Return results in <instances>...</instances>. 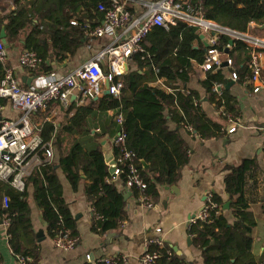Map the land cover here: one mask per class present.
Returning a JSON list of instances; mask_svg holds the SVG:
<instances>
[{
  "label": "trees",
  "instance_id": "obj_1",
  "mask_svg": "<svg viewBox=\"0 0 264 264\" xmlns=\"http://www.w3.org/2000/svg\"><path fill=\"white\" fill-rule=\"evenodd\" d=\"M108 3L109 0H0V33L4 28L7 44L22 41L25 50L37 52L42 62L31 70L33 75L50 74L54 70L53 61L64 63L85 44L86 31L99 25L104 17L98 6ZM197 5L207 19L239 32L255 33L254 25L264 23V0H199ZM218 43L221 50L231 45L226 56L237 68L235 81H249L250 48L228 35H221ZM140 46L141 50L131 56L135 67L129 66L122 77L124 86L118 96L102 94L96 99L88 98V104L76 106L59 127L51 121L38 127L43 142H51L56 156L53 151L50 161L43 162L26 177L24 191L0 181V219H9L6 226L9 246L14 255L29 258L30 264H36L39 258L27 202L30 186L47 235L53 238L65 231L71 237L78 236L58 170L73 190L83 183V194L92 209L91 229L103 233L119 227L126 218L122 193L112 181L104 153L96 141L100 134L90 132L97 113L111 110L115 123L117 115H121L122 121L117 125L124 134V143L113 145L114 158L121 156L122 150L131 153L145 184L143 189L132 187L131 193L137 200L142 196L152 205L158 201V186L175 184L188 163L189 147L180 129L190 126L203 139L225 135L226 125L210 120L201 107L199 94L185 85L207 55L199 30L183 22L167 30L153 27ZM230 71L229 66H213L204 72L200 83L207 100L230 114L222 118L237 120L241 116L238 101L226 88ZM3 76L4 64L0 61V81ZM158 79L167 86L155 84ZM2 102L0 98V105ZM168 121L177 127L171 129ZM262 152L264 157V146ZM140 160L148 168H143ZM254 165V159H244L237 165L226 166L227 200L211 193L203 207L204 219L195 218L191 222L188 233L193 244L200 248L204 264H263L252 252L256 221L245 196L246 177ZM118 167L122 172L117 176L125 182L127 165L119 163ZM3 196L7 198L6 206L2 204ZM260 202L263 206L264 191ZM225 203L232 222L224 215ZM159 252L158 264H186L169 256L163 248ZM96 264L106 263L101 260Z\"/></svg>",
  "mask_w": 264,
  "mask_h": 264
},
{
  "label": "crops",
  "instance_id": "obj_2",
  "mask_svg": "<svg viewBox=\"0 0 264 264\" xmlns=\"http://www.w3.org/2000/svg\"><path fill=\"white\" fill-rule=\"evenodd\" d=\"M255 26H257L256 32L251 33L264 39V23L254 25V28ZM87 38L85 44L77 49L70 59L62 64L53 61V72L36 76L21 67L18 62L20 53L25 50L23 42L7 44L6 40L2 41L6 51L4 66L12 71L17 82L23 87L34 83L37 77L64 76L97 54L110 41V36ZM200 39L204 44V38ZM260 60L263 68L259 81L252 82L249 79V81L237 83L231 78L229 84L226 85L230 94L237 99L241 110L239 125L235 131L226 132L224 136L218 138L203 139L194 132L190 133L186 129H180L189 147V159L181 169L179 179L173 185L158 186V201L151 207H144L130 192V196L124 200L126 218L119 227L103 233L91 229L92 209L83 194V183L80 182L77 189L73 190L64 174L58 170L63 196L76 221L78 241L70 250L56 248L52 243V238L46 233L45 222L35 205L30 186L27 202L31 211L33 229L35 234L39 229L43 230V239L37 241L39 258L36 264H96L105 258H116L119 264H141L145 241L149 238H161V248L165 249L169 256H175L186 264H204L200 248L193 244V239L188 233L189 226L201 213L209 194L214 193L223 200H227L224 190L225 168L237 165L244 159L255 161V168L246 177L245 196L249 203V210L256 221L252 230V252L264 264V205L262 206L260 202L264 191L262 152L264 146V51L261 53ZM100 65L103 71L105 69L107 71L106 60H101ZM129 66L135 67L131 57L127 60L126 72ZM195 72V76L185 85L199 94L201 107L206 116L227 127L228 124L222 118L223 115L218 113L214 103L207 100L206 90L200 83L204 78V72L198 66L195 67ZM155 84L167 86L161 79H158ZM255 87H257L256 91ZM104 90L105 83H103L102 94ZM71 104H74L72 108L69 107ZM82 104H88V98L84 97L78 89H74L67 105L64 106L61 102L52 100L45 108L36 111L37 113L31 116V120L37 128L44 121H51L59 127L74 113L75 107ZM20 115V109L16 108L10 100L3 99L0 105V120H14ZM92 123L90 132L100 134L96 141L101 146L104 157L110 155L109 159L114 162L113 164L106 162L108 171L123 196V192L129 189L124 181L110 172V168L116 165L113 145L120 131L114 121L113 112L108 110L104 113H97ZM168 125L171 129L177 127L172 121H168ZM53 151L56 156L54 147ZM224 215L228 222L233 221L228 208L224 209ZM157 228H160V232H156ZM150 249H154V246ZM0 264H20L17 255L11 251L8 234L2 224H0Z\"/></svg>",
  "mask_w": 264,
  "mask_h": 264
},
{
  "label": "built area",
  "instance_id": "obj_3",
  "mask_svg": "<svg viewBox=\"0 0 264 264\" xmlns=\"http://www.w3.org/2000/svg\"><path fill=\"white\" fill-rule=\"evenodd\" d=\"M198 2L199 0H109L107 6H98V9L104 13L101 24L87 30L86 35L89 38L110 36V41L97 54L70 73L58 78L37 77L34 83L23 87L17 82L12 71L4 66V76L0 81V98L10 100L16 108L20 109L21 115L14 120H0V181L9 183L17 191L25 190L26 177L43 162L53 158L51 142H43L31 116L45 108L52 100H58L64 106L67 105L74 89H78L84 97L97 98L103 93V83L108 82V94L118 96L124 86L122 77L126 72L127 60L141 50L140 41L153 27H162L167 30L177 22L196 27L203 35L207 52L204 61L198 65L200 70L205 72L213 66L219 67L226 63L231 70L232 79L237 78L238 72L232 66L231 59L226 56L225 49L231 48V45L221 50L218 47V41L221 35H228L231 40L244 42L250 48L249 79L252 82L259 81L263 68L260 58L264 51V39L249 31L239 32L207 19L197 5ZM71 23L75 24V21ZM5 60L6 51L0 42V61L4 64ZM101 60H106L107 71L102 70ZM18 62L21 67L31 71L42 62V59L34 50H24L20 53ZM254 90L256 91L257 87ZM217 111L221 115L230 116L222 107H218ZM116 121L118 125L121 123V115H117ZM226 123L228 124L226 132L231 133L239 125V120L229 117ZM186 130L193 132L190 126H187ZM114 143L123 146L124 134L121 129ZM124 162L128 169L126 187L129 190L132 187L143 189L145 184L129 151L122 150L121 156L116 159L113 173L118 175L122 172L118 164ZM210 197L211 194L207 196L209 200ZM138 201L144 207L152 206L142 196ZM6 202L7 198L3 196V206H6ZM205 216L203 208L197 218L204 219ZM1 221L6 228L9 219L3 218ZM156 232H160V228H157ZM77 241V237H71L65 231L58 232L52 238L54 247L63 250L74 248ZM153 246L154 249H150ZM161 246V238L147 239L145 251L141 255V264H158ZM17 259L20 264H30L29 258L17 256ZM103 261L106 264H115L116 258H105Z\"/></svg>",
  "mask_w": 264,
  "mask_h": 264
},
{
  "label": "water",
  "instance_id": "obj_4",
  "mask_svg": "<svg viewBox=\"0 0 264 264\" xmlns=\"http://www.w3.org/2000/svg\"><path fill=\"white\" fill-rule=\"evenodd\" d=\"M203 35L200 34V38H202ZM0 38L3 42H5V32H4V28L1 29V33H0ZM232 42V41H231ZM230 42V43H231ZM204 46L206 47V43L204 42ZM225 52L227 53L228 52V49H225ZM222 66H226V63H223ZM108 85L109 83L108 82H105V90H104V94H108ZM117 137V136H116ZM109 157H111L110 155H106L105 156V161L108 163V164H113V160H110ZM140 163H141V166L143 168H148V164L144 161V160H140ZM110 172H113V168H110ZM130 190H127L125 192H123V199L126 200L129 196H130ZM224 209H227L228 208V203H225ZM0 224H2V221L0 220ZM36 238H37V241H41L43 239V230L42 229H39L36 234H35ZM190 240V239H188Z\"/></svg>",
  "mask_w": 264,
  "mask_h": 264
},
{
  "label": "rangeland",
  "instance_id": "obj_5",
  "mask_svg": "<svg viewBox=\"0 0 264 264\" xmlns=\"http://www.w3.org/2000/svg\"><path fill=\"white\" fill-rule=\"evenodd\" d=\"M86 145V144H85ZM90 147V146H89Z\"/></svg>",
  "mask_w": 264,
  "mask_h": 264
}]
</instances>
